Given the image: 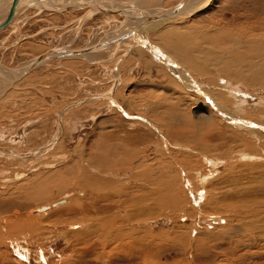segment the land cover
I'll return each instance as SVG.
<instances>
[{
    "label": "rangeland",
    "instance_id": "obj_1",
    "mask_svg": "<svg viewBox=\"0 0 264 264\" xmlns=\"http://www.w3.org/2000/svg\"><path fill=\"white\" fill-rule=\"evenodd\" d=\"M101 1L122 5L117 7L129 9L125 13H144L181 0ZM53 9L32 5L0 29V66L14 69L0 71V264H264V242L262 249L250 231V223L258 225V200L264 201V158H239L252 146L234 141V130L216 123L200 89H190L195 80L203 90L227 97L225 103L216 99L244 111L256 126L264 123L261 78L230 90L224 81L233 82L223 67L226 61L231 72L249 74L240 69L245 58H231L230 51L235 36H246L237 49H251L248 38L264 34V0H213L191 16L147 26L140 40L189 74L182 82L140 42L129 54L141 53L142 72L159 89L122 85L133 37L84 56L54 55L23 73L50 49H83L143 21L90 6ZM218 49L226 55H217ZM255 64L264 73V58ZM116 77L118 87L111 92ZM230 91L242 95L244 104L236 105ZM96 95L112 96L90 99ZM71 102L78 105L61 118ZM209 158L220 162L212 166ZM123 167L127 171L118 174ZM84 171L96 175L97 186L113 183L101 191L112 202L88 201L77 184ZM195 189L199 197L193 200ZM76 198L87 201V213L118 214L110 235L118 234L105 240L102 232L83 235L92 229L79 221L81 214L70 213ZM15 221H21L19 228H11Z\"/></svg>",
    "mask_w": 264,
    "mask_h": 264
},
{
    "label": "bare ground",
    "instance_id": "obj_2",
    "mask_svg": "<svg viewBox=\"0 0 264 264\" xmlns=\"http://www.w3.org/2000/svg\"><path fill=\"white\" fill-rule=\"evenodd\" d=\"M31 2V1H33V0H20L19 1V3H23V2ZM40 1H42L43 3V5L41 4V2H39V3H36L37 4V6L38 5H40L41 7H44V9L46 10V9H48V10H51V9H60V8H62V7H66V6H68V5H72V4H78L77 6H75V7H87V6H90V7H92L93 9L95 8H101L102 9V11H105V12H110L109 10H120V12L118 13V12H111V13H118V14H121V15H123L126 19H129V18H132V16H133V18L136 16V17H140V18H142L143 19V21H142V23L140 22V24L139 25H137L136 26V28L138 27V26H140L141 24H143L144 22H146V19L148 18V16H153V15H156V14H161L164 10H167V9H172V8H174V7H178V11H176L175 13H173V14H171V16H168V17H165V18H162V19H159V20H170V19H174L175 17H178V16H182V15H185V16H191V15H193L195 12H197V11H199V10H201V9H203L204 7H207L208 5H210L211 3H212V1L213 0H201V1H199V0H181L179 3H177V4H175V5H173V6H171V7H166V8H164V9H162V10H156V11H152V10H150V11H148V12H144V13H142L141 11H142V9H135V12H131L130 11V13H125V10H122V9H119L118 7L116 8V6H118V5H115V7H111V8H109V6H108V4L106 5L103 1H101V0H48L49 2H44L45 0H40ZM11 2H12V0H8V2H7V0H0V11H2L3 9V7L4 6H6V8H8L10 5H11ZM91 2H94L95 4H92ZM116 2V1H115ZM124 2V1H123ZM44 3L45 4H47V5H44ZM52 3V4H51ZM98 4V5H97ZM31 7V6H30ZM119 7H123L122 5L121 6H119ZM32 8H34V7H32ZM38 9H40L39 7H37ZM53 9V10H54ZM5 10V9H4ZM127 12H129V9L128 10H126ZM165 12V11H164ZM137 19V18H136ZM133 20V19H132ZM159 20H153V21H150V22H147V24H146V26L145 27H143V29H141V30H139L138 31V38H139V36H140V34H141V32L143 31V30H145V28L147 27V26H149L150 24H152V23H160V22H162V21H160L159 22ZM136 22V21H135ZM129 24H127V26H128ZM152 26V25H151ZM154 26V25H153ZM131 29H133V28H131ZM174 29V28H173ZM134 30V29H133ZM133 30H131V31H133ZM131 31H129V32H131ZM262 32V31H261ZM122 33H128V32H122ZM234 33V32H233ZM236 33V32H235ZM143 34V33H142ZM145 34V33H144ZM122 35L123 34H121V35H119V36H116V37H113V38H110L109 40H103V39H101L100 41H98V43H95V45H92V46H87L86 48H92V50L90 51V52H93L94 50H99V49H102V48H105L106 46H108V45H110V44H114V43H116V42H119V41H123L124 39H127V38H124V39H121V37H122ZM184 35V34H183ZM255 35V34H254ZM141 37V36H140ZM145 37H147V34L145 35ZM183 37V36H182ZM130 38V37H129ZM244 38L246 39V36H244ZM140 39V38H139ZM179 40L178 41H176V44L174 45V47L176 48H180L179 46H180V42H181V40H182V38L180 37V38H178ZM185 39H187V38H185ZM245 39H240V37L239 36H235L234 38H233V48H232V50L230 51V52H232V56H231V58H245V59H242L243 60V63H245V66H243V65H241L240 66V69L242 70V71H247L249 74H247V75H243V74H239L240 72H238V73H236V72H231L229 69H227V68H225V65L227 64V63H225L226 61H223V67H224V71H225V73H229L228 75L231 77L230 79H232V80H230V81H232L233 83L232 84H228V82H229V80H226V81H224L225 83H226V87L227 88H231V86L232 87H234V88H236V90H238V91H240V90H242L243 89V87H240V86H244V85H246V84H253L256 80H259L260 78V80H261V83L263 82L264 83V73L262 72L263 70L261 69H257V66H256V59H261V58H264V34H262V33H260L259 32V34H257V32H256V37H249L248 38V43H250V44H252L253 45V48H251V49H248V48H245V49H242L241 47H240V49H237L238 47H237V44L239 43V42H241V41H243L244 42V40ZM129 40V39H128ZM176 40V39H175ZM190 40V39H189ZM141 41V40H140ZM183 41V40H182ZM191 41V40H190ZM182 43V42H181ZM188 43H189V41H188ZM256 43H258V44H256ZM133 44V43H132ZM132 44L130 45V47H129V50L127 51V55L129 54V52H131L135 47H137V45H139V43H137V45L135 46V47H133L132 49H130L131 48V46H132ZM191 44H193V43H191ZM243 45V44H242ZM153 48H157V49H159V50H161L160 48H158L156 45L155 46H153V45H151ZM181 46H182V44H181ZM192 46V45H191ZM248 46V45H247ZM232 47V46H231ZM83 49H85V48H83ZM184 49H189V48H187V46H186V48H184ZM183 49V50H184ZM255 49V50H254ZM80 50H82V49H61V48H55V49H50V50H48V51H46V52H44V53H42V54H45V59L43 60V61H45L47 58H50L51 56L53 57L54 55H57V56H74V57H77V56H84V55H87L88 53H90V52H88V53H81V54H77V55H75L74 54V51H80ZM171 51V50H170ZM161 52L163 53V54H165V52L164 51H162L161 50ZM185 52V54H186V51L184 50L183 51V53ZM215 53H217V55H220V56H222V55H226V52H224V53H222L221 52V50L220 49H218L217 51H214ZM182 53V52H181ZM242 53H245L246 54V57H241L242 55ZM42 54H40V55H42ZM126 54H124L123 56H126ZM179 54V53H178ZM208 54H211V53H208ZM222 54V55H221ZM229 54V53H228ZM48 55V56H47ZM187 55V54H186ZM231 55V54H230ZM244 55V54H243ZM39 56V55H38ZM37 56V57H38ZM122 56V57H123ZM185 56V55H184ZM215 56H216V54H215ZM37 57H35V58H33V60L29 63V65L32 63V62H34L35 60H36V58ZM121 57V58H122ZM166 57L167 58H169L170 60H171V62H173V63H175L174 61H176V60H174V59H172V58H170L167 54H166ZM222 57H224V56H222ZM221 57V58H222ZM186 58V57H185ZM216 59H219V61L218 62H220V58H216ZM43 61H41L40 63H42ZM235 61H236V59H235ZM245 61V62H244ZM263 61V60H262ZM234 62V61H233ZM39 63V64H40ZM162 63V62H161ZM224 63H225V65H224ZM235 63V62H234ZM38 64V65H39ZM230 64H232V63H230ZM229 64V65H230ZM259 64V63H258ZM175 65L177 66V70H176V73L178 74V77L181 79V81L183 82L184 80H189V74L187 73V70L185 69V68H183L177 61H176V63H175ZM264 65V64H263ZM37 66V65H36ZM166 66V65H165ZM232 66V65H231ZM260 66V65H259ZM3 67H5V65L3 66V65H1L0 66V71L1 72H3L2 70H1V68H3ZM7 67V66H6ZM117 67H118V65H117ZM167 67V66H166ZM182 67V68H181ZM236 67V66H235ZM233 68V67H232ZM260 68V67H259ZM3 69H5V68H3ZM118 69V68H117ZM236 69V68H235ZM238 70H239V66H238V68H237ZM172 71V70H171ZM235 71H237V70H235ZM3 75V74H2ZM118 75H119V72H118ZM25 76V75H24ZM7 77V76H6ZM15 79V78H14ZM192 79H194V78H192ZM241 79V80H240ZM12 80V79H11ZM219 82V81H218ZM239 82H241V83H239ZM243 82V83H242ZM253 82V83H252ZM118 83H119V78L118 77H116L115 78V82H114V86H113V89H112V91L111 92H114L115 91V89L118 87ZM221 83V82H220ZM189 84V83H188ZM224 84V83H223ZM240 86H239V85ZM256 84H258L257 82H256ZM255 84V85H256ZM190 85H191V87H190V89L192 88V87H197V89H200L199 91H200V93L203 95V97L205 98V100H208V106H209V108H210V110H211V115L212 116H214V118H215V121H216V123H218L219 125H224V126H226V127H228V128H230V129H232V130H234V132H233V137H234V141H237V142H239L240 144H242V145H245V146H252V147H250L249 149V151H240V155L242 156V157H239V158H245V156H248L249 158H254V157H256V158H264V144H260V140H262V139H264V123H262V122H259V123H257L258 125L256 126V124H255V122H253L252 120H250V119H253V118H251V117H249V116H247L246 114H243V112L244 111H240V110H238V109H234V110H232V109H229L228 108V106H226V104H222L221 103V101L218 99V98H221L223 101H224V103L226 102V98L224 97V96H222V95H220V93H218V94H214L213 93V91L212 92H208L207 90H203L202 88L204 87L201 83H198V82H196L195 80H194V82H190ZM254 85V86H255ZM260 85V84H259ZM224 86V85H223ZM251 87V86H250ZM253 87V86H252ZM256 87V86H255ZM211 88V87H210ZM244 88H247V87H245L244 86ZM231 90V89H230ZM246 90V89H245ZM248 90L250 91V89L248 88ZM247 90V91H248ZM193 91V90H192ZM215 91V90H214ZM226 91V90H225ZM235 91V90H234ZM233 91V92H234ZM194 92H195V90H194ZM227 92H228V90H227ZM231 92V91H230ZM229 92V93H230ZM233 92H231L233 95H232V97H233V99L235 100V104L236 105H238L239 104V102L241 103V104H244L243 103V101H241L242 99L240 98V96H242V95H239V93H233ZM216 93V92H215ZM228 93V94H229ZM214 96H213V95ZM227 94V95H228ZM224 95H226V94H224ZM112 95H109V96H103V95H96V96H92V97H90V99H97V98H100V99H105V98H110ZM216 97H218L217 99H216ZM199 99H198V101H197V103H204V99L202 100V98H200V97H198ZM241 99V100H240ZM88 100V99H87ZM217 100V101H216ZM83 101H85V100H83ZM210 102V103H209ZM234 103V102H233ZM233 103L231 102V104H230V106L231 105H233ZM74 105H78V104H76V103H74V102H71V103H69L67 106H65L63 109H62V111H61V113H60V115H61V118H62V116L64 115L63 113L66 111V109L68 110L69 108L68 107H71V106H74ZM260 108V107H259ZM264 112V111H263ZM225 120V122H226V124L227 125H225V123L223 122ZM260 121V120H259ZM264 121V120H263ZM195 122V121H194ZM208 122H211L210 120L208 121V119H207V123ZM258 122V121H257ZM212 124V126H214V124L213 123H211ZM195 125H201V124H195ZM210 125V124H209ZM204 137V136H203ZM206 137V136H205ZM252 137V138H251ZM203 141V140H202ZM204 141H206L205 139H204ZM248 142H251L253 145H251L250 143H248ZM202 144H203V142H202ZM258 149H260V150H258ZM258 150V151H257ZM239 152H237V154H238ZM12 154V153H11ZM13 155H16V156H20V157H22V156H26V154L24 155H19V154H13ZM209 159H211V158H209ZM216 160H212V163H210L212 166L213 165H216L217 163H219L220 161H218V160H220V159H217V158H215ZM206 160V159H205ZM208 160V159H207ZM211 162V161H210ZM124 168H126V167H123V168H120V169H118L116 172L118 173V171L120 172V171H125V169ZM145 168V167H144ZM215 168V167H214ZM85 170V169H84ZM129 170V169H128ZM126 171H127V168H126ZM134 174H136L137 175V173L134 171L133 172ZM119 174V173H118ZM78 175V174H77ZM141 175V174H140ZM132 176V175H131ZM142 176V175H141ZM206 177H208V176H206ZM98 178L96 177V175H94V173H89V172H83L82 174H80V176H79V178H78V180H77V184H79V186L81 187V188H83V190L85 191V193H86V195H85V197L86 198H88L89 200L88 201H90V202H94V203H97V202H104L105 200L107 201V203L108 202H112V199L113 198H111L107 193H105V192H101L102 190H104V189H106V186L108 187L109 185H111L112 186V184H111V181H107L106 183L105 182H101V185L99 184L98 186H97V184H95V182H96V180H97ZM131 179V178H130ZM202 179H204V178H202ZM129 180V179H128ZM188 181V180H187ZM205 181V180H204ZM123 183V182H122ZM191 184V183H190ZM204 184V183H203ZM205 185V184H204ZM60 187V186H59ZM196 188H197V186H196ZM201 189V188H200ZM200 189H195L196 190V193L194 192V195H192V199L193 198H195V200L197 199L196 197L198 196L199 197V195L197 194L198 192H199V190ZM82 190V189H81ZM38 192V191H37ZM40 192V191H39ZM38 192V193H39ZM112 193H114V192H112ZM116 193V192H115ZM118 193V192H117ZM192 193V192H191ZM71 194V193H70ZM62 195H64V194H62ZM66 195V194H65ZM68 195V194H67ZM80 195V194H79ZM203 195V194H202ZM190 197V196H189ZM208 197V196H207ZM202 198V197H201ZM68 199V198H67ZM194 200V199H193ZM65 201V200H64ZM116 201H118V200H116ZM261 204L259 205V206H262V207H260V209L259 210H257L256 212H257V215L259 216V219L257 220V222H258V225H254V224H252V223H250V231H252L251 232V237H254L255 239H257L259 242H261V244H260V248H262V245H263V240H264V201L263 202H261L262 201V199H259L258 200ZM69 202V201H68ZM85 202H87V201H82L81 199H73L72 201H71V203L69 204V206H71L69 209H70V213H78L79 215L81 214V217L79 218V221L81 222V223H87V222H89L90 223V228L92 229V230H90V232L89 233H86V232H82V234L83 235H85L87 238H88V236H91V235H94V234H100L101 232H102V235L101 236H99L101 239H103V240H105V238L107 239V237L108 236H110V237H114L115 235H117L118 233H116V234H114L113 236L112 235H110V233H111V231L113 230V228L115 227V225H116V223H117V220H118V218H119V216H118V214H115V215H107V216H102V214L101 215H98V214H95V213H93V212H97V211H93L92 213L90 212V213H87V210H88V207L87 208H84L85 207ZM89 202V203H90ZM200 202V201H199ZM57 203V202H56ZM194 203H196V201L194 202ZM59 204V203H58ZM87 205V204H86ZM68 206V207H69ZM104 206V205H103ZM198 207H200L199 206V203H198V205H197ZM42 208H45L44 206L42 207ZM41 208V209H42ZM98 210L100 211L101 210V208H98ZM107 209H103L102 210V213L104 214V212L106 211ZM51 214V213H50ZM56 215V214H55ZM29 222H31V221H34L35 222V219H31V220H28ZM59 221V220H58ZM2 224H5V221L2 219L1 221H0ZM21 221H15V222H13L12 223V226H11V228H19L20 226H17V225H19V224H21L20 223ZM54 223V222H53ZM59 223V222H58ZM11 224V223H10ZM98 224V225H97ZM96 225V226H95ZM9 226V227H10ZM94 226V227H93ZM13 230V229H12ZM17 230V229H16ZM81 230V229H80ZM75 236H76V234H75ZM84 237V236H83ZM100 238H99V240H100ZM102 247V246H101ZM104 248H105V246H104ZM263 249V248H262Z\"/></svg>",
    "mask_w": 264,
    "mask_h": 264
},
{
    "label": "water",
    "instance_id": "obj_3",
    "mask_svg": "<svg viewBox=\"0 0 264 264\" xmlns=\"http://www.w3.org/2000/svg\"><path fill=\"white\" fill-rule=\"evenodd\" d=\"M19 1L20 0H12L11 5L6 8L5 10L0 11V29L5 27L6 25L10 24L15 18H17L18 16H20L26 9H28L30 6L35 5L36 3H39L40 0H33L31 2H28L25 5H22L19 7ZM78 4H72V5H68L66 7H62L60 9L62 10H68L71 8H74L75 6H77ZM88 7V6H87ZM92 8V7H91ZM95 9V8H94ZM59 10V9H58ZM96 10L102 11L101 8H96ZM110 12H120V10H109ZM165 11V12H164ZM161 14H156L153 16H148V18L146 19V22H144L143 24H141L140 26H138L137 28H135L133 31L125 33L122 35L121 39L124 38H129V37H133V44L131 46L130 49H132L133 47H135L137 45V43H142L144 46H146L147 48H149V50L151 51V53L157 57V59L162 62L163 64H165L170 70H172V72L174 74H176L178 76V74L176 73L177 70V66L175 65V63L171 62V60L169 58L166 57V54H163L161 52V50L157 49V48H153L148 42L146 41H140V39L138 38V31L143 29V27L146 26L147 22L153 21V20H159L168 16H171V14L175 13L176 11H178V7H174L172 9H167L164 10ZM92 50V48H85L82 49L80 51H74V54H81V53H88ZM48 56V55H47ZM125 56H123L122 58H124ZM45 59V54L39 55L36 60L34 62H32L29 66H27L24 70L23 73H27L28 71H30L31 69H33L36 65H38L41 61H43ZM117 65V64H116ZM6 70L10 71V72H14V69H11L9 67H3Z\"/></svg>",
    "mask_w": 264,
    "mask_h": 264
},
{
    "label": "crops",
    "instance_id": "obj_4",
    "mask_svg": "<svg viewBox=\"0 0 264 264\" xmlns=\"http://www.w3.org/2000/svg\"><path fill=\"white\" fill-rule=\"evenodd\" d=\"M91 3L95 4L94 2H91ZM108 6H115V5H108ZM116 8H117V6H116ZM136 22H139V21H136ZM140 55H141V53L137 54V53H134V51H133V54H128L125 57V59L123 61V63H125V70L123 71L124 80L122 81V85H124L125 88H127V87L128 88L129 87L130 88H136V86H139L140 88H142V87H146L147 85H150V86H148V88L159 89L161 84L155 83L153 80H151L152 85L150 84V80H149V82H147V77L143 74V72H142L143 68L141 67V65H143V59L144 58H140ZM135 69H136L137 73H136ZM163 85H166V86L171 87V88L176 87L173 84L171 85V83H167V84H163ZM143 92H141V94ZM138 93H140V92H138Z\"/></svg>",
    "mask_w": 264,
    "mask_h": 264
}]
</instances>
